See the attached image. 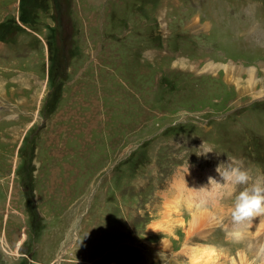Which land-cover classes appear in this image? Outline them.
<instances>
[{
	"label": "rangeland",
	"instance_id": "1",
	"mask_svg": "<svg viewBox=\"0 0 264 264\" xmlns=\"http://www.w3.org/2000/svg\"><path fill=\"white\" fill-rule=\"evenodd\" d=\"M263 17L264 0H0V264H264V212L236 222L209 183L233 156L264 177ZM174 185L190 202L168 224Z\"/></svg>",
	"mask_w": 264,
	"mask_h": 264
},
{
	"label": "clouds",
	"instance_id": "2",
	"mask_svg": "<svg viewBox=\"0 0 264 264\" xmlns=\"http://www.w3.org/2000/svg\"><path fill=\"white\" fill-rule=\"evenodd\" d=\"M208 152L214 151L209 148L202 151L200 155ZM216 172L219 178L209 177V183L235 192L231 214L236 222L264 212V177L253 181L251 170L244 165L242 159L235 156L230 160L220 162L216 166ZM239 185H244V187L236 191Z\"/></svg>",
	"mask_w": 264,
	"mask_h": 264
},
{
	"label": "bare ground",
	"instance_id": "3",
	"mask_svg": "<svg viewBox=\"0 0 264 264\" xmlns=\"http://www.w3.org/2000/svg\"><path fill=\"white\" fill-rule=\"evenodd\" d=\"M72 3V2H71ZM193 16V15H192ZM188 17V16H187ZM190 18V17H189ZM196 18V17H195ZM264 18V17H263ZM196 20V19H195ZM194 24V23H193ZM199 26V25H198ZM198 28V27H197ZM100 42V41H99ZM182 63V62H181ZM212 63V62H211ZM209 64V66H212L213 68L214 65L213 64ZM185 66V65H184ZM194 67V66H193ZM195 68V67H194ZM251 94V93H250ZM264 94V90L261 89V91L259 92V94H251V97H258L260 95ZM5 135V134H4ZM49 183V182H48ZM174 192L173 195L175 197L172 198V200H167L166 198V203H164V209H163V216L166 220V223L170 224L172 222V220L169 218L171 216H173V211L176 213L177 212V208L180 206V201L183 200L185 202H190V199L184 197V194L179 190V186L178 185H174ZM51 196V195H50ZM202 198V197H201ZM179 213V210H178ZM175 216V215H174ZM205 216H209L207 218H205ZM177 217V215L175 216ZM211 219V212H207V211H201L198 213H192V215L186 219V220H179V221H175V223H179V230L183 231V234L185 236L189 235V234H193L197 231V229H200L202 227H206L207 225V220ZM212 221V219H211ZM165 226V225H164ZM158 229H164V227H161L160 224H158ZM156 229V230H158ZM155 230V231H156ZM176 239V238H175Z\"/></svg>",
	"mask_w": 264,
	"mask_h": 264
},
{
	"label": "flooded vegetation",
	"instance_id": "4",
	"mask_svg": "<svg viewBox=\"0 0 264 264\" xmlns=\"http://www.w3.org/2000/svg\"><path fill=\"white\" fill-rule=\"evenodd\" d=\"M19 248H20V247H19ZM25 248H26V251H27L28 247L25 246L24 249H25ZM36 249H37V248H36ZM32 253L35 254V248H33ZM33 257H34V256H33ZM49 264H50V263H49Z\"/></svg>",
	"mask_w": 264,
	"mask_h": 264
}]
</instances>
